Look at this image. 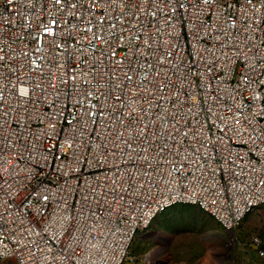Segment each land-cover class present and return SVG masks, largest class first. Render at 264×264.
Instances as JSON below:
<instances>
[{
    "label": "built area",
    "instance_id": "1",
    "mask_svg": "<svg viewBox=\"0 0 264 264\" xmlns=\"http://www.w3.org/2000/svg\"><path fill=\"white\" fill-rule=\"evenodd\" d=\"M179 203L264 204V0H0V263L123 264Z\"/></svg>",
    "mask_w": 264,
    "mask_h": 264
},
{
    "label": "rangeland",
    "instance_id": "2",
    "mask_svg": "<svg viewBox=\"0 0 264 264\" xmlns=\"http://www.w3.org/2000/svg\"><path fill=\"white\" fill-rule=\"evenodd\" d=\"M154 226L170 233H164V239H160L164 241L159 238L139 244V240L134 241L123 264H202L213 258L215 251H219L222 264L264 262L256 249L246 250L255 236L264 244V204L250 212L231 232L197 205L184 203L159 215L149 228Z\"/></svg>",
    "mask_w": 264,
    "mask_h": 264
},
{
    "label": "crops",
    "instance_id": "3",
    "mask_svg": "<svg viewBox=\"0 0 264 264\" xmlns=\"http://www.w3.org/2000/svg\"><path fill=\"white\" fill-rule=\"evenodd\" d=\"M171 208V207H170ZM169 209H167L166 211H168ZM165 211V212H166ZM165 212H163V213H165ZM162 213V214H163ZM161 214V215H162ZM249 215V213L246 215V216H248ZM245 216V217H246ZM245 219V218H244ZM243 219V220H244ZM250 221H251V218H250ZM243 222V221H242ZM163 231H165V232H163ZM166 232H168V233H170L169 231H166V230H164L163 228H160V227H158V226H154V227H151V228H147V229H145V230H142V231H139V233H138V235L135 237V239H134V241H137V240H139V241H137V244H139V242L140 243H144L145 241H148V240H155V238L156 239H158V240H160V239H164V237H165V234L164 233H166ZM169 235V234H168ZM138 237H140L139 239H137ZM166 240V239H165ZM134 241H133V243H134ZM160 241H164V240H160ZM133 243H132V245H133ZM132 247V246H131ZM263 248H264V245H263ZM246 250L247 251H249V252H252L253 250L254 251H256L255 249H251V248H246ZM257 252V255L258 256H260L259 257V259L260 260H262V259H264V255L263 256H261L259 253H258V251H256ZM247 261L249 262V259H247ZM202 264H222V259H221V256H220V254H219V251H215L214 252V255H213V258H211V259H209V260H207V261H205L204 263H202ZM250 264V263H249ZM255 264H264V262H255Z\"/></svg>",
    "mask_w": 264,
    "mask_h": 264
},
{
    "label": "snow or ice",
    "instance_id": "4",
    "mask_svg": "<svg viewBox=\"0 0 264 264\" xmlns=\"http://www.w3.org/2000/svg\"><path fill=\"white\" fill-rule=\"evenodd\" d=\"M26 92H27V90L25 89V90H23V93L22 94H26Z\"/></svg>",
    "mask_w": 264,
    "mask_h": 264
}]
</instances>
